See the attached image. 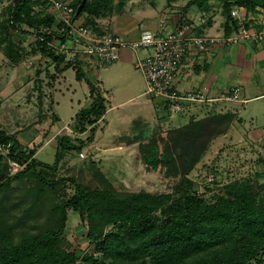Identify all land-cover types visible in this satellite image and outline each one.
<instances>
[{"label":"trees","instance_id":"16d2710c","mask_svg":"<svg viewBox=\"0 0 264 264\" xmlns=\"http://www.w3.org/2000/svg\"><path fill=\"white\" fill-rule=\"evenodd\" d=\"M124 1L87 0L77 17L84 15L86 24L99 31L96 19ZM211 1L191 0L190 5L207 11L213 8ZM214 1L222 3L226 35L239 26L233 7L264 8V0ZM81 3L73 0L76 12ZM44 4L9 2L0 22V52L10 63H19L28 53L19 36L31 31V51L51 60L53 78L68 68L75 70L77 79L86 78L91 105L77 112L73 132L82 135L92 126V135L58 136L55 161L49 163L36 156V148L27 150L17 133L0 131V145L11 144L6 152L0 151V264H264V170L255 177L207 187L209 197L195 191L197 183L188 177L212 140L229 130L234 113H210L129 141L138 143L148 170H167L179 177L177 188L183 194L178 197L172 192L119 190L94 161L89 180L55 176L68 151L93 140L94 126L106 114L107 104L87 78L82 61L62 66L63 54L49 44L59 36L61 24L55 13L38 8ZM9 159L22 168L12 172ZM71 213L85 226L93 252H78L69 242Z\"/></svg>","mask_w":264,"mask_h":264},{"label":"rangeland","instance_id":"374dc122","mask_svg":"<svg viewBox=\"0 0 264 264\" xmlns=\"http://www.w3.org/2000/svg\"><path fill=\"white\" fill-rule=\"evenodd\" d=\"M9 2H1L0 22L8 14ZM155 2L158 8L152 5ZM114 13L112 26L118 25L122 37L130 40L123 32L125 28L136 24L145 26L148 18L144 17L149 14L159 16L160 0H129L124 8L118 6ZM24 35L19 38H22L28 53L19 63H10L0 52V131L17 133L27 150L36 148L38 158L52 163L56 157L58 136L75 135L86 139L92 135V126L82 135L73 132L77 112L91 105L89 85L86 78L77 79L73 68L53 78L52 75L56 74L54 64L41 57L40 53L31 51V31ZM127 50L135 54L132 49ZM146 53L147 50L141 51V55ZM93 61L92 67H89V60L85 61L87 67L84 69L87 78L105 96L107 112L94 126L93 140L80 150L68 151L55 176L73 175L89 180L94 161L119 190L172 192L176 197L183 194L177 188L179 177L167 170H148L141 159L138 143L129 141L134 136L147 137L162 128L185 124L190 119L188 112L170 111V120L164 125L160 122L153 98L145 94L146 82L141 85L144 75L134 64L119 69L116 63L98 66L96 60ZM263 106L264 101L237 105L236 111L242 121L237 120L226 135L212 140L206 154L188 176L197 183L195 191L209 197L212 193L207 192V187L217 188L237 178L255 177L264 170L261 162L263 145L248 142L249 135L264 130ZM35 136L39 139L33 142ZM47 138H55V142L45 144ZM81 152L85 154L84 158L80 156ZM86 232L78 214L71 213L67 238L78 252L94 251L85 237Z\"/></svg>","mask_w":264,"mask_h":264},{"label":"crops","instance_id":"0c3cea01","mask_svg":"<svg viewBox=\"0 0 264 264\" xmlns=\"http://www.w3.org/2000/svg\"><path fill=\"white\" fill-rule=\"evenodd\" d=\"M127 1L129 0H125L122 4L116 2L110 13L96 19L100 30L117 33L122 37L119 26H112V21L115 9L118 6L124 8ZM190 1L160 0L159 16L155 17L153 14H149L144 17L148 18L145 26L136 24L132 28H125L123 32L128 39L133 40L139 38L144 29H150L160 33H169L175 31L180 25L189 22L195 26L193 31L194 35H222L225 33V17L222 13L221 2L212 0L210 3L213 4V8L206 11L199 9L196 5H190ZM152 5L155 7L158 6L156 2L152 3ZM246 11L248 13V21H250L248 24H252L261 29L264 25V8L258 6L255 9L246 8ZM151 52V50H147L145 55ZM136 58V53L134 54L132 51L124 49L121 59L116 64L119 69H125L130 67L131 64L135 65ZM89 61L91 64L89 67H92L94 61L93 59ZM95 64L98 65L97 61ZM144 81L142 78V86ZM235 86L241 88L242 96L246 102L218 101L209 105H189L184 110L188 112L190 118L185 124L189 123L193 118L199 119L210 113H234V120L229 130L221 134L223 136L230 131L232 125L237 120L242 121V118L236 111L238 110L237 105L244 106L251 102L264 101V39L243 40L234 44L220 42L212 46L209 52L188 53L184 57L178 76L174 81V89L179 92L190 90L204 91L211 97L226 94ZM153 100L157 114L160 117V122L166 125L171 116V109L168 103L161 99L153 98ZM255 116L258 119L260 118L259 114H255ZM37 139H39L38 136H35L33 142ZM53 139L55 138H47L45 144L55 142ZM248 142L262 144L263 149L261 154L264 156V130H259L258 133L249 135ZM37 153L38 151L36 155Z\"/></svg>","mask_w":264,"mask_h":264},{"label":"built area","instance_id":"2783aa9c","mask_svg":"<svg viewBox=\"0 0 264 264\" xmlns=\"http://www.w3.org/2000/svg\"><path fill=\"white\" fill-rule=\"evenodd\" d=\"M15 0H10L14 2ZM35 1V0H34ZM37 1V0H36ZM43 9L56 14L61 24L58 35L49 42L50 46L63 54V65L95 59L98 66L112 65L121 59L124 49H132L137 58L135 67L142 72L146 82L145 94L151 98L167 102L171 111L182 112L189 105H209L213 102H246L242 90L235 86L228 93L211 97L204 91L190 90L179 92L174 89V81L180 66L188 53L209 52L212 46L220 42L234 44L239 41L263 40L264 25L261 29L248 21L245 7L235 6L232 16L238 21V29L230 35H194V24L186 22L175 31L169 33L144 29L139 38L125 40L117 33L97 30L86 24L84 15H76L73 0H42ZM264 23V22H263ZM142 50H151L141 55ZM86 65V66H85ZM89 68V67H88ZM11 144L0 145V151L6 152ZM85 157L84 153H80ZM10 170L16 172L22 168L17 162L10 160Z\"/></svg>","mask_w":264,"mask_h":264},{"label":"water","instance_id":"95a60500","mask_svg":"<svg viewBox=\"0 0 264 264\" xmlns=\"http://www.w3.org/2000/svg\"><path fill=\"white\" fill-rule=\"evenodd\" d=\"M86 2H87V0H82V3L80 4V6L77 9L76 15H78L82 11V9L84 8Z\"/></svg>","mask_w":264,"mask_h":264}]
</instances>
